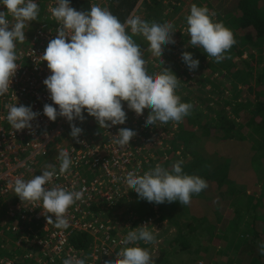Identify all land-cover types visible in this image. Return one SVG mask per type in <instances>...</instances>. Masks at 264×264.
I'll return each instance as SVG.
<instances>
[{
	"label": "clouds",
	"instance_id": "9594fccd",
	"mask_svg": "<svg viewBox=\"0 0 264 264\" xmlns=\"http://www.w3.org/2000/svg\"><path fill=\"white\" fill-rule=\"evenodd\" d=\"M0 4L6 8V11H0V96H4L20 67L17 42L25 41V28L29 22L38 20L40 9L35 0H0ZM50 11L61 26L43 53V60L51 72L43 83L58 110L52 104H45L43 113L51 121L58 116L66 118L70 135L77 143H83L79 139L83 129L73 121L83 122L85 111L95 118L99 128L105 129L126 122L123 102L137 116L148 109L146 125H154L157 121L161 124L171 121L176 125L191 114L193 105L181 102L177 94L180 79L165 67L162 72L149 74L143 51L133 39V36H142L148 42V51L164 64L165 46L175 43L173 22H148L139 17L121 22L107 8L93 4L90 11H78L70 6V0H57V6ZM215 15L206 6L193 4L186 17V31L191 46L202 48L207 56L219 63L226 58L225 54L236 40L232 30L213 19ZM129 27L131 35L126 31ZM181 59L190 71L199 66V60L190 52H183ZM5 107L9 110L7 120L14 129L32 130L30 122L39 113L31 106L14 104ZM136 135L132 129L120 128L113 142L125 147ZM58 158L61 161L58 173L49 165L41 175L27 181L18 177L14 192L21 201L42 202L47 223L66 229L69 227L68 209L77 201L83 202L86 189L69 191L47 187L54 177L68 173L73 163L66 150H61ZM183 163V160L176 161L171 171L157 164L142 175L129 172L124 181L138 198L149 203L179 201L182 206L189 205L192 196L205 190L208 183L198 175L185 174ZM155 240L156 235L149 230L148 223L141 224L129 231L122 241L125 245L135 246L122 248L114 260L105 261V264H154L150 252L137 242L148 244ZM259 251L264 255V243ZM63 264H85V260L72 257L64 259Z\"/></svg>",
	"mask_w": 264,
	"mask_h": 264
},
{
	"label": "built area",
	"instance_id": "2783aa9c",
	"mask_svg": "<svg viewBox=\"0 0 264 264\" xmlns=\"http://www.w3.org/2000/svg\"><path fill=\"white\" fill-rule=\"evenodd\" d=\"M81 1H87L88 11L93 4L108 10L113 4V0ZM35 2L38 6L42 2V13L38 20L27 24L25 41L17 42V63L20 67L9 91L0 96V204L14 199L3 220H8V231L15 237L14 241L8 240L12 244L9 247L6 241L2 243L1 248L6 252L0 254V264H63L64 259L72 257L84 259L85 264H105V261L114 260L122 248L135 246L125 245L122 241L129 231L145 223L156 235V240L148 244L139 241L137 244L146 248L156 261L154 253L162 251L159 238L168 229L164 203L147 201L148 213L139 216L137 208L132 205L138 195L128 188L124 178L129 172L142 175L157 164L162 166L154 154V142L161 143L160 138L163 137L174 138L177 124L172 122L170 127L168 123L157 121L154 125H146L149 110L145 109L143 115L137 116L123 102L127 119L122 125L99 128L95 118L86 111L83 122L74 120L83 129L79 136L83 143H77L70 135L71 128L66 118L58 116L55 121L49 120L43 113L44 105L52 104L57 110L58 105L53 103L43 83L51 74L47 62L43 60V53L61 25L50 11L57 6V0ZM141 2L138 0L127 19L140 18L137 10ZM0 11H6L2 4ZM8 19L11 23L15 22L10 16ZM14 104L31 106L34 112L39 113L30 122L32 130L25 128L17 131L9 124V110L5 105ZM120 128H129L137 133L125 147L113 142ZM152 129L158 132L153 140L145 138V133ZM61 150L68 151L73 163L68 173L54 177L47 187H61L69 191L86 189L83 202L77 201L68 209L66 218L69 227L66 229L47 223L42 202L21 201L14 192V182L18 177L27 181L41 175L49 165L54 166L58 173ZM162 261L154 264H165Z\"/></svg>",
	"mask_w": 264,
	"mask_h": 264
},
{
	"label": "trees",
	"instance_id": "16d2710c",
	"mask_svg": "<svg viewBox=\"0 0 264 264\" xmlns=\"http://www.w3.org/2000/svg\"><path fill=\"white\" fill-rule=\"evenodd\" d=\"M224 1H219V7ZM137 2L113 0L110 11L125 22ZM162 2L142 0L137 10L140 18L162 23V16L165 15L160 9ZM70 6L78 11L89 10L87 1L70 0ZM42 8L41 2L38 18ZM221 11L236 43L225 54L223 61L217 63L212 57L211 61L214 60L215 64L211 68H224L235 91L231 97L222 99L215 120L211 116L202 118V109L192 103L188 95H184L185 80H180L177 94L181 102L193 105L191 114L177 124L174 138L163 137L160 138L161 143L154 142V154L167 169L165 161L175 156L180 149L177 143L180 141L183 146V172L200 176L207 181L208 187L195 195L194 202L199 207L191 215L188 210L179 213L174 202H164V215L167 220H174L171 223L178 231L169 247L154 253V262L164 260L165 264H171V253L177 252L190 255L185 264H198L199 261L202 264H233L231 254L238 255L240 264H264V255L259 251L261 243H264V0H233V4L224 10L221 7ZM126 31L131 35L130 28ZM133 39L141 49L144 47L142 36H133ZM146 46L148 42L145 40ZM164 51L167 53L163 57H171L170 46L166 45ZM191 53L196 55V52ZM234 56H237L235 61L231 60ZM153 59L148 61L149 68L146 66L151 74L154 69L160 70L159 67L164 66L159 58ZM171 61L177 68L171 71L178 76L176 61ZM183 122H186L188 130L183 129ZM168 124L172 127L173 123L170 121ZM162 130L167 133L165 128ZM157 133L154 129L148 130L145 138L153 140ZM191 140L196 143L197 151L188 145ZM209 140L219 143L215 153L207 150L209 145L206 142ZM237 154L241 163L231 165V156ZM246 168H250L256 177L255 189L251 192H247L243 183V176L250 171H245ZM135 204L141 207L143 203L136 201ZM145 206L148 208L146 200ZM140 207H136L139 216L146 215L148 212H143ZM195 259L199 260L195 262Z\"/></svg>",
	"mask_w": 264,
	"mask_h": 264
},
{
	"label": "rangeland",
	"instance_id": "374dc122",
	"mask_svg": "<svg viewBox=\"0 0 264 264\" xmlns=\"http://www.w3.org/2000/svg\"><path fill=\"white\" fill-rule=\"evenodd\" d=\"M219 1L220 0H163V2L160 4V9L164 16H162L161 22L164 23L165 21H171L174 24L176 32L173 35V38L175 40L174 44H169L168 46L172 49V55L171 57H163L167 52L164 51L162 55V59L164 60V66L159 68H169L170 70H177V68L172 64V59L176 61L177 67L179 69L178 78L184 79L183 85H185L184 95H188L191 100H193L192 103L195 105H198L202 109V118H205V116H211L215 120V116L217 115L218 109L220 108L221 104L223 103V98H229L234 93V86L233 83L230 82L229 78L227 77L226 73L227 71L224 70V68H219L218 66L215 69H212L211 66L214 63V60H212V57L207 56V53L204 52L202 48H198L196 46L190 45V36L188 35L186 29V17L190 14V8L193 4H196L197 6H206L210 11H213L216 13V15L213 17L215 21L224 22L223 24L227 27V19L224 16L223 12L221 11V7H223V10L225 7H227L229 4H233V0H225L223 2V6L219 7ZM218 7V8H216ZM178 8V9H176ZM185 22V23H184ZM180 26V27H179ZM144 41V47L142 48L144 59L147 61V67L149 68L148 61L151 59L153 61L154 57L150 51H148V46L145 47V40ZM196 52V55H193L194 59L199 60V66L195 70H189L187 65L182 61L181 56L183 52ZM246 56L245 54L243 55ZM237 56H234L231 58V60L235 61ZM152 64H155L152 62ZM160 69V70H161ZM222 69V70H221ZM151 71L153 69H150ZM160 70L154 69V73H159ZM189 76V77H188ZM242 86V85H241ZM241 90L243 87H241ZM179 90V88L177 89ZM219 105V106H218ZM185 120V118L183 119ZM186 122H183V129L186 128ZM185 126V127H184ZM188 130V129H187ZM227 142H230L227 140ZM179 144L180 149L176 152L175 156L169 157L166 159V156L164 158L166 159V166L169 171H171L173 164L176 161L183 160L182 158V151L183 146L181 145V142H177ZM192 150L197 151L196 143L191 140L188 144ZM206 145L208 146L207 150H213L212 153H215L214 151L219 148L218 142H213V140H209L206 142ZM214 146V147H213ZM233 157L231 159V165H239L241 163V159L239 155H232ZM234 160V161H233ZM250 170L246 175L243 176L244 179V186L245 189L248 191H253L255 189L254 185H256V177L253 173V171L250 168H246L245 171ZM195 194L192 196L191 203L189 205L182 206L179 201H175V207L177 211L180 213V211L188 210V213L191 215L193 211L198 210L199 204L194 202ZM197 198V197H196ZM14 201L13 198L6 200L5 202L0 204V244L6 241V246L9 247L12 244L8 242V240L14 241L15 237L8 231L9 225L8 220L6 222L3 220L5 218V212L9 210L10 205ZM137 202L143 203L141 207L138 204H135L132 202V205L134 207H140L143 212L148 208L144 205L145 201L144 199L137 198ZM131 202H129V205ZM148 207V203H147ZM167 219V218H166ZM165 219V220H166ZM168 229H165V235L160 236L159 243L161 244L163 249H166L170 246V243L173 240L174 234L178 231L176 228V225H172L171 221L174 222V220H169L168 218ZM171 224H170V223ZM177 222V221H175ZM172 250L168 251L171 252ZM4 251L0 249V253H3ZM238 255L231 254V258L233 259V264H240V260L237 257ZM241 258V257H240ZM190 259V255L186 253H177L173 252V255L171 253L170 256V263L171 264H185ZM199 260V259H197ZM194 260L195 262L197 261ZM201 260V259H200Z\"/></svg>",
	"mask_w": 264,
	"mask_h": 264
}]
</instances>
